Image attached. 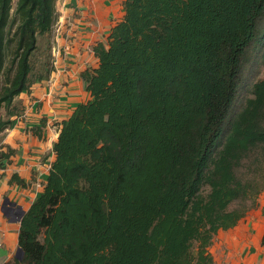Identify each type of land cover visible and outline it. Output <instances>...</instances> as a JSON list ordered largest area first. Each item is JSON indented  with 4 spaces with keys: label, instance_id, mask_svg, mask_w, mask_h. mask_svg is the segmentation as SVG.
Returning a JSON list of instances; mask_svg holds the SVG:
<instances>
[{
    "label": "trees",
    "instance_id": "1",
    "mask_svg": "<svg viewBox=\"0 0 264 264\" xmlns=\"http://www.w3.org/2000/svg\"><path fill=\"white\" fill-rule=\"evenodd\" d=\"M56 0H0V132L47 78ZM5 264H214L264 192V0H125ZM13 48L11 65L7 52ZM46 68V70H45ZM48 68V69H47ZM247 92L248 96L241 98ZM15 152L0 150V168ZM11 182L25 184L17 173Z\"/></svg>",
    "mask_w": 264,
    "mask_h": 264
},
{
    "label": "crops",
    "instance_id": "2",
    "mask_svg": "<svg viewBox=\"0 0 264 264\" xmlns=\"http://www.w3.org/2000/svg\"><path fill=\"white\" fill-rule=\"evenodd\" d=\"M124 1L56 0L52 30L39 37L41 48L44 37L53 34V46L50 39L47 58L39 60L35 68L39 75L47 61L50 74L36 80L29 92L15 99L10 110L18 105L19 113L9 115L5 108L4 117L1 114L3 119L10 117L14 122L0 132V150L7 151L9 146L15 152L5 167L0 168V264L23 256L19 244L21 220L43 191L55 159L53 145L61 122L79 103L90 98L82 73L98 66L94 46L98 42L106 43L111 28L124 17ZM13 173L25 184L11 182ZM231 240L237 256L230 264H264V192L258 206L236 227L219 230L210 252L214 243L222 248Z\"/></svg>",
    "mask_w": 264,
    "mask_h": 264
},
{
    "label": "rangeland",
    "instance_id": "3",
    "mask_svg": "<svg viewBox=\"0 0 264 264\" xmlns=\"http://www.w3.org/2000/svg\"><path fill=\"white\" fill-rule=\"evenodd\" d=\"M16 2H17V0H14V6L16 5ZM50 39H51L52 46H53V34H51V37L50 36L44 37V40H42V42H41L42 47L39 48L38 51H36V53L32 59L33 63L35 64V67L37 66L39 60L42 61V59L47 58V56H48L47 55L48 54L47 47L50 43ZM12 51H13V48H9L8 52H7L8 67L11 65ZM254 71L256 72L255 73L256 75H255V77L250 76V79H249L250 83H252L256 78L261 77L264 74V66L261 68V72L259 75H258V72L256 71V69ZM245 96H248L247 92H245L241 98L243 99ZM5 112H6L5 108H3L2 113H1L3 117L5 115ZM223 238H224V236L222 237V240H223ZM232 238H234V235L232 236ZM218 241H219V239H218ZM232 241L233 240L229 241L227 244H225V246L222 245V248L218 247V246L216 247V244L214 243V245L212 246V253L215 256L216 264H230L231 260L237 256V253L235 251V246L230 245L232 243Z\"/></svg>",
    "mask_w": 264,
    "mask_h": 264
},
{
    "label": "water",
    "instance_id": "4",
    "mask_svg": "<svg viewBox=\"0 0 264 264\" xmlns=\"http://www.w3.org/2000/svg\"><path fill=\"white\" fill-rule=\"evenodd\" d=\"M22 257H23V256H22ZM22 257H21V258H22Z\"/></svg>",
    "mask_w": 264,
    "mask_h": 264
}]
</instances>
